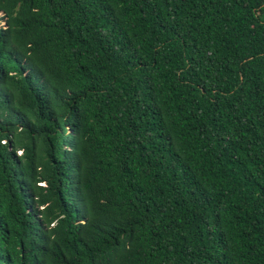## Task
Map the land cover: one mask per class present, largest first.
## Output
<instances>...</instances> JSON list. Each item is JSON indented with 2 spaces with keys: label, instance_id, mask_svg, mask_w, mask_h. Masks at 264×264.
I'll return each instance as SVG.
<instances>
[{
  "label": "trees",
  "instance_id": "1",
  "mask_svg": "<svg viewBox=\"0 0 264 264\" xmlns=\"http://www.w3.org/2000/svg\"><path fill=\"white\" fill-rule=\"evenodd\" d=\"M0 264H264V0H0Z\"/></svg>",
  "mask_w": 264,
  "mask_h": 264
},
{
  "label": "rangeland",
  "instance_id": "2",
  "mask_svg": "<svg viewBox=\"0 0 264 264\" xmlns=\"http://www.w3.org/2000/svg\"><path fill=\"white\" fill-rule=\"evenodd\" d=\"M1 25H3V26H4V25H5V21H3V22L1 23Z\"/></svg>",
  "mask_w": 264,
  "mask_h": 264
}]
</instances>
